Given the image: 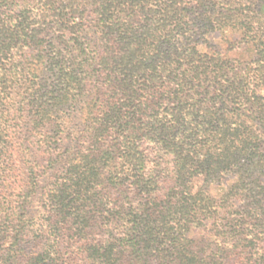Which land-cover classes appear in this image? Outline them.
I'll return each mask as SVG.
<instances>
[{
  "label": "trees",
  "instance_id": "trees-1",
  "mask_svg": "<svg viewBox=\"0 0 264 264\" xmlns=\"http://www.w3.org/2000/svg\"><path fill=\"white\" fill-rule=\"evenodd\" d=\"M0 264H264V0H0Z\"/></svg>",
  "mask_w": 264,
  "mask_h": 264
},
{
  "label": "rangeland",
  "instance_id": "rangeland-1",
  "mask_svg": "<svg viewBox=\"0 0 264 264\" xmlns=\"http://www.w3.org/2000/svg\"><path fill=\"white\" fill-rule=\"evenodd\" d=\"M36 208H38V209H39V211H41V209H40L39 205H36ZM38 213H39V214H37V223L39 224V223H41V220L39 219L40 212H38Z\"/></svg>",
  "mask_w": 264,
  "mask_h": 264
}]
</instances>
